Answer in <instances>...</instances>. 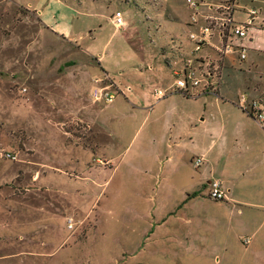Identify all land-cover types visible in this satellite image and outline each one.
Returning a JSON list of instances; mask_svg holds the SVG:
<instances>
[{
    "label": "rangeland",
    "instance_id": "1",
    "mask_svg": "<svg viewBox=\"0 0 264 264\" xmlns=\"http://www.w3.org/2000/svg\"><path fill=\"white\" fill-rule=\"evenodd\" d=\"M69 1L81 9H88L91 3L97 21H103L102 16L111 18L122 9L129 25L139 24L144 32L146 11L163 16L162 22L164 17L177 18L169 6L151 7L148 0ZM29 4L42 9L49 22L56 19L70 25L73 19L67 4L57 0H0V222L8 216L1 205L11 197L12 213L7 221L29 224L39 219L43 224L39 223L43 232H38L37 239L31 237L32 230L28 228L21 233L20 241L12 238L18 236L15 230L5 243L0 232V264H264L263 246L253 243L245 252L239 241L229 246L214 244L218 241L215 232L213 240L190 241V246L196 244L199 248L198 252H185L182 246L189 230L179 226L183 215L178 205L184 199L181 183L183 172H194L195 168L178 147L173 151L176 159L172 164L159 159L158 155L168 150L169 134L161 112L175 105L183 115L204 114L203 108L211 103L209 98L178 100L173 105L162 102L152 115L140 112L135 116L133 112L125 122L110 120L107 126L111 131L99 137L97 109L105 105L91 94L96 79L101 80V85H110L112 80L102 71L96 56L77 41L49 29L34 10L23 7ZM184 5L182 0L175 5V11L185 15ZM88 19H76L75 33H90ZM132 32L135 31L131 29L129 33ZM111 33L113 26L105 25L104 38ZM152 33L163 32L154 29ZM251 33L254 39L250 46L264 51V35H254V30ZM119 38H114L109 49V62L117 70L121 62L128 65L137 58ZM159 46L174 58L192 54L193 47L179 39L172 43L164 40ZM100 47L102 50V43ZM221 82L222 96L236 100L243 90L260 99L264 109V53L254 55L241 66L223 69ZM215 92L218 90L205 93ZM211 106L209 112L220 120L232 116L237 109L231 103L220 108L214 103ZM177 130V139L181 136L192 141L193 135L187 133L183 123ZM98 139L102 147L94 155ZM193 140L201 144L205 137L196 134ZM7 153L16 158L11 159ZM97 157L102 161L96 162ZM74 158L80 160L77 167L69 164ZM86 160L90 162L85 180L90 182L89 187L87 182H79ZM79 188L84 190L77 192ZM202 190L207 196L209 189ZM152 208L157 213L152 214ZM171 210L178 212L159 229L164 233L171 228L169 238L147 241L152 217L156 221ZM207 232L198 231L200 235ZM38 250L43 254H33Z\"/></svg>",
    "mask_w": 264,
    "mask_h": 264
},
{
    "label": "crops",
    "instance_id": "2",
    "mask_svg": "<svg viewBox=\"0 0 264 264\" xmlns=\"http://www.w3.org/2000/svg\"><path fill=\"white\" fill-rule=\"evenodd\" d=\"M57 1L66 3L68 9L72 11V24L69 25L68 22L66 24L59 23L56 19H54L53 23L49 22L42 9L33 7L30 4L23 7L34 10L38 14L40 20L49 29L59 35L77 41L86 51L96 56L100 62L102 71L112 80V84L115 87L114 89H116L119 94L116 95L115 99L110 103L98 101L105 105L97 109L100 128L99 137L100 134L106 130L109 132L110 128L107 124L110 123V120L116 119L120 120L121 123L125 122V118L132 115L133 112L135 116H138L140 112H147L149 115H152L155 111V107L162 102L173 105V103L178 100H196L202 96L209 98L211 103L210 105L206 104L203 108L202 112H204V114L183 115L182 112L177 111L175 105H173L172 108H165V110L161 112V117L164 119L169 134L167 136L168 150L163 153V155L159 154V159L164 158L168 164H172L176 159V153L173 151L178 147L183 151V158L188 159L189 157L190 164L195 168L194 172H192V170H188L185 174L183 172L184 180L181 183V189L184 199L182 203L178 205L180 207V214L183 215V220H181L182 223L179 226L181 228L184 225L183 230H189V232L185 234L186 241L184 240L182 244L184 251L198 252L199 248L196 244L190 246V241L204 242L210 239L213 240V232L216 233L215 236L218 240L215 241L214 244L217 242L222 246H229L230 242L236 243L239 241L245 252H249V246L253 243L264 247V124L256 119L250 110L252 109L253 102H257L260 107L263 106L261 105L260 99L250 97V95L243 90L236 100L229 96H222L220 93L222 82L219 84L218 92L203 93L197 96L186 95L175 89V74L177 70L183 67L184 61L190 55L188 54V56L186 55L185 57L178 56V58H174L175 55H170V52H167L166 55L159 49V43L164 40H169V42L172 43L173 40L179 39L181 42L183 40L186 46L188 44L193 46L188 38V34L193 31L195 27L191 24V9L187 6L186 1L183 0V4H185V7H183L185 15H182L175 11V5H179L182 0H148V6L151 7L155 5L161 7L169 6L177 18L172 19L171 17H164L162 22L161 18H163V16L157 17V15H152L145 10L147 14V18L144 21L147 25L145 32L141 30L139 24L130 26L129 22L125 19L122 9L118 11L122 13L125 23L119 26L115 23V14L117 11L113 17L107 18L106 16H102L104 17L103 21H97L96 12H93L91 3L88 9H81L74 1ZM261 3H263L261 0H239L240 8L236 12V18L245 20L247 18L245 11L248 8L259 7L260 14L256 21L258 25L252 26L249 29V37L245 42L248 47L246 59L240 60L235 55H227L223 61V65L225 63L223 66L224 70L226 68H231V65L241 66L251 60V58L253 59L254 55L264 53V51L250 46L251 41L254 39L251 30H254V35H264L262 32V30H264V6ZM125 4L127 5V3ZM80 16L89 18L90 24L88 27L90 33H75L74 23ZM168 23L174 25L167 26ZM110 24L113 26V33H111L110 37L104 38L105 25L109 26ZM131 29L135 32L129 33ZM154 29H158V32L163 33H152ZM86 34H89L88 38H85ZM118 35L122 45L127 49L129 47L137 58L128 65L127 63L121 62L120 69L117 70V68H114L109 62V49L114 38ZM152 36L157 37L152 38ZM214 41L219 43V39L217 38H215ZM101 43L103 45L102 50L100 49ZM186 51L187 50H185V52ZM201 54H210L214 57L218 56L216 49L211 45L205 46ZM97 84L93 87V90ZM91 95L94 99L93 91ZM212 98L214 100H211ZM115 103L116 105H114ZM213 103L217 108L231 103L238 110L235 109L232 116H226L225 119L222 118V120H220L218 119L219 116H214L212 112H209L213 109L211 106ZM181 123L184 124L187 133L193 135L190 137V140H192L191 142L181 136L177 139L175 135L178 131L177 126ZM172 134L175 135L174 139ZM196 134L204 136L205 142L199 144L196 140H193ZM101 147L102 142L98 139L96 148L92 150L93 154H97V150H100ZM76 148L74 147V149ZM82 151L89 153L91 150L82 149ZM76 158L69 161L71 166L77 167L79 164L80 160H76ZM197 158H202L199 165H196ZM95 161L100 162L102 158L97 157ZM84 164L87 165L84 167L85 169L81 171L82 174H79L82 181H78L83 185L88 183L89 187L90 182L86 181V183L85 180L87 177L86 174H89L90 162L86 160ZM215 174H217L218 177H216ZM53 176H55V174ZM213 181H218L220 183L221 188L226 193L225 199H213L209 196V192L207 196L204 194L202 189H209L210 182ZM79 182L77 184H79ZM81 189H77V192L81 193ZM88 192L89 188L88 190L86 189V195ZM11 199V197H8L4 200L6 205H1L8 213L7 218H9V215L12 213V209L9 207ZM202 204H206V206ZM152 212V214L157 213V209L152 208ZM177 212V210H171L167 214L164 213V216L156 219V221L153 216V225L150 226L152 232L148 234L147 241L156 240V238L162 240L169 238V229L172 230L171 228L164 233H160L159 229L164 227L166 220L169 219L172 214H177ZM7 218H4L0 222V232L4 235L3 240L5 243L10 239V236L15 230L18 233V238L15 235H13L12 238H16L18 241H20L19 238L23 236L21 233H23V231L25 232L28 228L32 230L31 237L34 236L36 239L38 232H43V224L39 219H34L31 223L27 224L23 220L15 223L10 222L7 221ZM39 223L42 225L40 226ZM46 226L49 228L50 225L46 224ZM48 228L45 227L44 229L46 230ZM199 230L208 232L204 235H200L198 233ZM173 238L174 235L170 232V239ZM246 238H249V242L245 241ZM43 241L41 242L42 246L46 243V240ZM37 253L43 254V251L38 250V252H33L35 255ZM227 253L228 248H225L224 254ZM18 254L21 255V253ZM5 255L8 256L11 254ZM216 258L220 263L221 261L218 255H216Z\"/></svg>",
    "mask_w": 264,
    "mask_h": 264
},
{
    "label": "built area",
    "instance_id": "3",
    "mask_svg": "<svg viewBox=\"0 0 264 264\" xmlns=\"http://www.w3.org/2000/svg\"><path fill=\"white\" fill-rule=\"evenodd\" d=\"M191 9V24L195 27L188 34L192 43V54L186 58L184 65L176 72L175 89L186 95L197 96L205 93L217 91L222 77L223 61L227 55H235L240 60L247 57V44L250 28L258 25L257 18L260 14L259 7L248 8L245 11L247 18L239 20L236 12L240 8L239 0H185ZM115 23L119 26L125 23L122 13L117 11ZM219 39V43L214 39ZM211 45L216 49L218 56L201 54L205 46ZM93 90V97L97 101L105 103L112 102L116 97V89L110 85H101L100 79ZM216 93V92H215ZM253 115L264 124V109L253 102ZM11 159L16 156L7 153ZM202 158H197L196 165H199ZM209 196L216 200L226 198L225 191L218 181L210 182ZM72 226V225H70ZM249 242V238L245 239Z\"/></svg>",
    "mask_w": 264,
    "mask_h": 264
}]
</instances>
